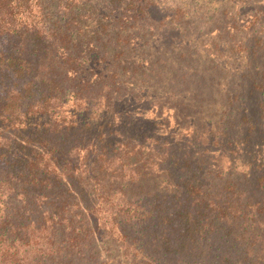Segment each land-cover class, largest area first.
I'll return each instance as SVG.
<instances>
[{"label": "trees", "instance_id": "trees-1", "mask_svg": "<svg viewBox=\"0 0 264 264\" xmlns=\"http://www.w3.org/2000/svg\"><path fill=\"white\" fill-rule=\"evenodd\" d=\"M0 264H264V0H0Z\"/></svg>", "mask_w": 264, "mask_h": 264}, {"label": "rangeland", "instance_id": "rangeland-1", "mask_svg": "<svg viewBox=\"0 0 264 264\" xmlns=\"http://www.w3.org/2000/svg\"><path fill=\"white\" fill-rule=\"evenodd\" d=\"M200 36V35H199ZM201 37V36H200Z\"/></svg>", "mask_w": 264, "mask_h": 264}]
</instances>
